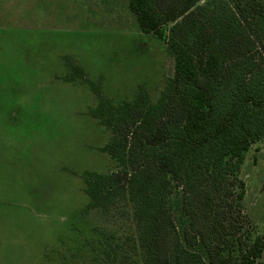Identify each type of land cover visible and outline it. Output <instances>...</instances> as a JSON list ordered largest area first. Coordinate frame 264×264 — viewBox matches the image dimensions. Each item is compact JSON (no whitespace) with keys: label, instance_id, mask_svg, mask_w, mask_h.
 I'll return each instance as SVG.
<instances>
[{"label":"rangeland","instance_id":"obj_1","mask_svg":"<svg viewBox=\"0 0 264 264\" xmlns=\"http://www.w3.org/2000/svg\"><path fill=\"white\" fill-rule=\"evenodd\" d=\"M219 1H229L255 25L264 50V0L203 2L213 7ZM128 5L0 0V264L102 261L90 247L89 230L101 216L85 214L84 177L116 170L117 163L102 150L111 131L91 115L98 98L88 81L116 104L132 100L140 88L155 101L175 70L166 41L141 32ZM69 61L85 75L68 81ZM232 183V211L211 222L194 248L210 264H240L260 238L256 264H264V138L245 153ZM182 199L174 187L169 205L181 236L189 228ZM115 213L112 224L99 223L115 228L131 255L132 208L121 205Z\"/></svg>","mask_w":264,"mask_h":264},{"label":"trees","instance_id":"obj_2","mask_svg":"<svg viewBox=\"0 0 264 264\" xmlns=\"http://www.w3.org/2000/svg\"><path fill=\"white\" fill-rule=\"evenodd\" d=\"M203 1L129 0L140 31L164 39L175 60L174 75L155 101L140 88L116 104L88 81L98 98L91 115L111 131L102 150L117 163L116 170L84 177L85 214L101 216L88 232L102 264H210L194 247L211 222L232 211V180L250 146L264 138V50L257 29L229 1L213 7ZM69 66L68 81L85 75L83 67ZM174 187L189 219L183 236L169 205ZM121 205L132 208L136 222L131 255L117 230L104 226ZM261 246L257 238L240 264H256Z\"/></svg>","mask_w":264,"mask_h":264}]
</instances>
